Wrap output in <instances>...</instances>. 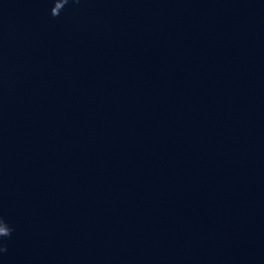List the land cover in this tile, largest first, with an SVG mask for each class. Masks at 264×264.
Masks as SVG:
<instances>
[{
  "label": "water",
  "instance_id": "1",
  "mask_svg": "<svg viewBox=\"0 0 264 264\" xmlns=\"http://www.w3.org/2000/svg\"><path fill=\"white\" fill-rule=\"evenodd\" d=\"M0 264H264V0H0Z\"/></svg>",
  "mask_w": 264,
  "mask_h": 264
},
{
  "label": "clouds",
  "instance_id": "2",
  "mask_svg": "<svg viewBox=\"0 0 264 264\" xmlns=\"http://www.w3.org/2000/svg\"><path fill=\"white\" fill-rule=\"evenodd\" d=\"M0 235H5L4 233H0Z\"/></svg>",
  "mask_w": 264,
  "mask_h": 264
}]
</instances>
